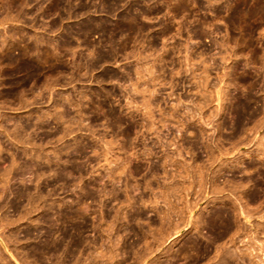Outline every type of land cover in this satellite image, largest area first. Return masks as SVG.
Segmentation results:
<instances>
[{
    "label": "rangeland",
    "instance_id": "374dc122",
    "mask_svg": "<svg viewBox=\"0 0 264 264\" xmlns=\"http://www.w3.org/2000/svg\"><path fill=\"white\" fill-rule=\"evenodd\" d=\"M0 264H264V0H0Z\"/></svg>",
    "mask_w": 264,
    "mask_h": 264
}]
</instances>
